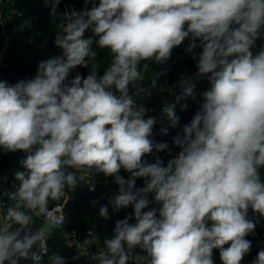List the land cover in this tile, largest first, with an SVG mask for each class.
Here are the masks:
<instances>
[{"label":"clouds","instance_id":"clouds-1","mask_svg":"<svg viewBox=\"0 0 264 264\" xmlns=\"http://www.w3.org/2000/svg\"><path fill=\"white\" fill-rule=\"evenodd\" d=\"M60 2L46 0L53 14ZM60 27L61 55L39 62L33 78L0 80V149L24 153L10 194L17 203L5 217L20 227H0V264L39 260L32 249L46 229L33 232L20 209L47 214L49 200L75 189L77 172L113 177L119 190L112 208L133 209L105 240L109 255L93 257L100 264H128L137 248L148 264H214V249L222 264H241L257 223L249 210L264 218V44L252 51L264 39V0H85ZM88 30L93 35L85 38ZM186 39L188 52L201 50L193 56L196 78L210 87L173 137L178 153L166 163L159 155L149 162L169 145L152 138L156 119L131 88L143 78L141 65L165 63ZM93 43L112 54L110 65L102 75L92 64L86 77L71 76L96 58ZM178 83L182 93L162 113L172 128L180 121L176 104L197 100L193 80ZM108 211L101 206L99 215L108 219ZM55 264L64 261L57 256ZM253 264H264V249Z\"/></svg>","mask_w":264,"mask_h":264},{"label":"trees","instance_id":"trees-1","mask_svg":"<svg viewBox=\"0 0 264 264\" xmlns=\"http://www.w3.org/2000/svg\"><path fill=\"white\" fill-rule=\"evenodd\" d=\"M96 2L98 3L99 0ZM91 6L90 3L87 5L88 8ZM15 8L16 12L13 14L7 33L0 23V59L3 60V66L0 68V80H5L9 84L33 78L37 73L39 62L62 54V50L55 45L56 35L62 31L60 25L66 22V13L73 9L77 11L84 9L85 0H61L55 14L52 13L51 3H46V0H15ZM91 35L93 33L88 30L85 33V38ZM188 43L189 41L186 39L180 46L175 47L170 59L163 64L155 61L148 62L146 70L141 65L143 78L137 82L135 87L131 88L136 103L148 109L146 116L156 119L152 138L158 143L166 142L169 145L168 150L148 156L149 162H154L153 156L159 155L166 163L168 159L178 153L179 149L173 145V137L178 133L182 134L184 125L190 123L199 103H202L200 94L210 87L207 79H201L195 88L197 100L193 101L188 98L176 104L175 112L180 117L178 127L172 128L166 117L162 119L163 108L176 103V98L183 89L161 105L160 94L156 93L158 84L178 82L182 77L187 79L198 70L196 68L197 60L193 59L196 54L187 51ZM92 50L97 53L96 58L90 59L87 68L78 66L72 71L71 76L74 77L80 73L86 77L92 70V64L98 65V74H103L111 63L112 54L107 49H100L95 43L92 45ZM194 50L197 53L201 51L199 48ZM2 53L3 56L1 57ZM153 80H156L155 86H152ZM138 89H143V91H138ZM146 92L150 95H145ZM184 103L188 104L186 111H182L180 107ZM162 127L168 129L167 134L161 133ZM23 156L22 151L4 152L0 149V194L6 186L19 183L15 180L14 173L17 170H23L19 165ZM69 170L74 171L73 169ZM80 173H76L78 182L75 189L66 187L65 194L61 199L49 200L52 204H66L68 200H72V207L66 214L65 224L62 227H55L52 235H48L49 255L41 262L30 261L28 264H55V257L57 256L62 258L64 264H88L83 253L78 250L76 241L84 243L86 239L94 240V243L90 245L91 247L107 250L105 240L113 237L116 221L132 213L131 207L114 210L109 203L110 199L108 197L100 198L98 193L93 192L89 183ZM89 173L98 181L105 182L111 188L119 190V186L113 177L105 176L103 173ZM121 175L125 179L128 178V173L123 170H121ZM261 177L264 179V169H261ZM136 185L137 187L142 186L143 180L138 179ZM93 201H96L95 205H93ZM101 206L108 207V219L99 215ZM248 219L257 221V223L255 231L246 237L251 241L252 247L241 264H253L257 253L264 249V218L249 210ZM134 222V220L130 221V223ZM72 230L76 231V236L73 238L70 234ZM227 246L225 245V247ZM134 251L139 254H146L139 248ZM213 259L214 264H222L219 249H214ZM128 264L142 263L130 259Z\"/></svg>","mask_w":264,"mask_h":264},{"label":"built area","instance_id":"built-area-1","mask_svg":"<svg viewBox=\"0 0 264 264\" xmlns=\"http://www.w3.org/2000/svg\"><path fill=\"white\" fill-rule=\"evenodd\" d=\"M12 8H15V0H0V23L4 27L5 32L7 33L9 30L10 22L12 21L14 11ZM261 44L257 40L256 46L252 49V51H256L260 48ZM3 56V53L1 54V57ZM3 66V60L0 59V68ZM198 71V70H197ZM196 72L191 74L187 79L195 81L196 78ZM156 82V80H153ZM179 82V81H178ZM178 82H168V83H160L158 84V88L160 91H166L174 88L176 85H178ZM84 176L86 181L89 183V179L92 177L89 172H81ZM90 184V183H89ZM18 187V183H14L12 185L6 186L2 193L0 194V208H6L7 213L9 209H15V204H10L7 200V196L11 194L12 192L16 191ZM90 189L93 191L95 189L94 184H90ZM64 204H48V213L43 214L44 219L47 220L52 226L55 227H62L66 222V213L64 212ZM131 207V206H129ZM132 208V207H131ZM4 222L0 217V227L4 226ZM72 238L76 236V231L72 230L70 232ZM264 243V242H263ZM78 250L83 253L85 256V260L88 264H100L99 259H93V257H99L101 253H103L105 256H108V252L106 249L101 248H93L91 246L85 245V243L77 242ZM214 251V250H213ZM36 256L39 257V260L31 259L33 262H41L44 260L50 253V244H49V238L48 235L45 232V236L42 240L38 241L36 248L33 250ZM132 260L139 261L142 264H148V258L146 254H140V257L136 255V251L132 254Z\"/></svg>","mask_w":264,"mask_h":264},{"label":"crops","instance_id":"crops-1","mask_svg":"<svg viewBox=\"0 0 264 264\" xmlns=\"http://www.w3.org/2000/svg\"><path fill=\"white\" fill-rule=\"evenodd\" d=\"M12 10L14 11V13L16 12V8H12ZM258 41L260 42V44H264V39H260ZM259 49L254 51V54L256 52H258ZM200 80L201 79H195V81H194L195 84H198V82ZM156 89H157L156 93L160 94L161 105H162L164 101H166L167 99H170V98L174 97L175 95H177V93H179V91L182 88L178 84L174 88H172L170 90H166V91H160V90L158 91V88H156ZM144 94L150 95V93H147V92ZM80 174L85 179V176L82 173H80ZM89 180H90L89 181L90 184L92 183L95 185V189L93 190V192L98 193L100 195V198L108 197L109 199H111L118 193V191L115 188H111L107 183L100 182L97 179H95L94 177H91ZM7 200L10 204L16 205V203H17L16 201L10 199V194L7 196ZM49 204H52V203L49 201ZM20 210L25 211L26 214H28L31 217L30 224L33 225L37 231L46 229V231H45L46 234L52 235L55 226H52L47 220H45L43 215H36L35 213H33L32 211H30L28 209H20ZM6 215H7V209L4 207L0 208V217L5 224L11 225L10 230L14 231L20 227V225L16 224L15 222H13L11 220H6L5 219ZM136 255L138 257H140V254L137 252H136Z\"/></svg>","mask_w":264,"mask_h":264},{"label":"water","instance_id":"water-1","mask_svg":"<svg viewBox=\"0 0 264 264\" xmlns=\"http://www.w3.org/2000/svg\"><path fill=\"white\" fill-rule=\"evenodd\" d=\"M193 53H194V54H197V51H196V50H193ZM51 206H53V204H51ZM71 207H72V200L70 199V200H68V201L66 202V204H65L64 212H65L66 214H68L69 211H70V209H71ZM28 227H29L33 232H36V231H37L36 228H35L33 225H31V224H29ZM37 243H38V242H37ZM37 243L33 246L32 251L36 248ZM30 261H31V259H28V260H22V261L20 262V264H28Z\"/></svg>","mask_w":264,"mask_h":264}]
</instances>
